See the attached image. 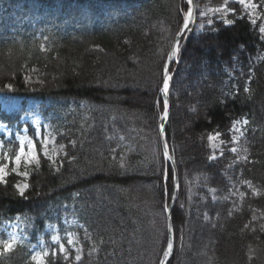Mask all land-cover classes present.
<instances>
[{"label":"trees","instance_id":"obj_1","mask_svg":"<svg viewBox=\"0 0 264 264\" xmlns=\"http://www.w3.org/2000/svg\"><path fill=\"white\" fill-rule=\"evenodd\" d=\"M256 3L255 25L232 1L231 23L195 26L182 45L167 129L180 177L168 264H264V228L253 219L264 215V0ZM186 10L181 0H0V93L34 100L64 150L56 164L32 167L23 197L16 175L0 183V240L15 223L21 235L11 252L0 247V264H34L50 227L72 232L80 250L67 246V260L51 251V264H160L173 179L159 178L157 100ZM238 119L245 158H214L208 137ZM230 177L253 189L243 185L239 200Z\"/></svg>","mask_w":264,"mask_h":264},{"label":"rangeland","instance_id":"obj_2","mask_svg":"<svg viewBox=\"0 0 264 264\" xmlns=\"http://www.w3.org/2000/svg\"><path fill=\"white\" fill-rule=\"evenodd\" d=\"M232 1L238 2V0H221L218 3H215L212 0H197L198 10H199L198 17L201 19L196 24L197 27L199 29H203L205 25H210L209 21H211L212 24L216 17L218 19H224L228 23H230L231 19L229 15L231 13L236 12L235 9L229 7V2ZM251 2L255 3L256 0H251ZM255 4L257 5V3ZM217 9H220V11H217ZM245 10L249 15L250 13H252V15H250L252 19H256V21L260 19L261 12L258 5L254 10V12L251 8ZM26 78L28 82L36 83L39 81V75L35 71L26 74ZM0 109L13 118V119H9V121L0 120V164L3 163L9 164L8 175L10 173L16 175L19 179L17 184H22V183L28 184L29 173L31 172L32 167L37 165L35 162H33L31 165L22 162L19 171L20 172L27 171L28 173L27 177H24L22 175H17L16 173H13L11 171V169L15 167L14 157L19 149V144L21 139L25 140L26 150H27L28 140H32L36 144V150L40 156V159L45 158L43 154L44 149L42 145L44 141H47L48 155L52 157L50 161L54 164H56L59 161V159L63 156L64 153L63 147L61 148L60 145H57L55 137L53 136L52 132L46 125V122L44 121L40 112L38 111L36 104H34L33 102L28 101L26 103L18 96H13V95L6 96L0 93ZM158 110L160 111V116H161L163 108L159 103H158ZM37 132H39V136L36 135ZM210 136L214 137L212 141H209L211 148L215 151H218V154H216L214 157H218L222 155L225 152V149L229 147L230 151H232L233 148L236 149L235 152L233 151L232 152L233 154L235 153L239 154L238 157L239 159L245 158L244 154L242 153L243 147L240 141L242 137V132L239 123L233 124L232 134L230 135L213 134ZM230 180H231L230 181L231 184L233 185V189H235L233 196L241 200L245 196L242 186L245 185L247 182L240 184L237 182L236 179H232V177H230ZM247 187L253 189L252 186H249V183H247ZM253 219L255 221H259L260 227L264 228V221H262V219H264L263 214L256 213ZM71 221L72 220L65 221L67 227L69 228L72 225ZM48 231H49V235L45 236L44 240H41L40 243L35 247V253L46 250L50 254L51 251H56V252L59 251V245L55 244L52 240L53 236L58 237L59 242L61 244H64L65 248L67 246H71L73 247L74 250H76L75 239L72 232L68 231L66 233L61 234L57 227H50ZM9 234H13L15 237L19 239L21 236L19 225L15 224L14 227L9 228L8 238H9ZM69 238L73 240V243L71 245L67 243Z\"/></svg>","mask_w":264,"mask_h":264},{"label":"snow or ice","instance_id":"obj_3","mask_svg":"<svg viewBox=\"0 0 264 264\" xmlns=\"http://www.w3.org/2000/svg\"><path fill=\"white\" fill-rule=\"evenodd\" d=\"M238 3L240 5H243L245 9L251 8L254 12V10L256 9L257 5L255 3H252L251 0H238ZM188 4L191 5L192 4V0H188ZM226 10V9H225ZM217 11H220V9H217ZM250 15H252V13H250ZM193 20V10L191 7H188L186 15L183 18V29L186 31L189 29L190 24L192 23ZM251 23L253 25L256 24V19H252ZM209 24H211V21H209ZM259 32L262 34V36H264V25H261L259 27ZM185 33L178 31L177 35L180 36L181 38L183 37ZM181 55V40L180 39H176L172 45V50L168 55V61L169 62H179V57ZM173 77L170 74V63H165L163 68H162V74H161V84L162 87L159 89V91L161 92L162 96H163V116L161 117L162 120H167L168 119V110H169V103H168V96H169V92H170V81H172ZM10 87V86H9ZM238 123V122H237ZM246 123V121H245ZM165 129L163 127V125H161L160 127V134L164 135ZM37 136H39V132L36 133ZM209 141H212L214 139L213 136H209L208 137ZM43 149H44V156L45 158L51 160L52 157L50 155H48V142L44 141L43 145H42ZM63 147V145H61V148ZM164 151L162 153L163 156V160L164 161H170L172 160V157L169 155L168 152V144L165 143L163 145ZM233 152L236 151L235 148L232 149ZM40 161V156L37 153L36 150V144L32 141V140H28L27 141V150H26V146H25V140L21 139L20 144H19V149L15 154L14 157V165L15 167H13L11 169V171L13 173H16L17 175H22L24 177H27L28 173L27 171L24 172H20L19 168L22 164V162L31 165L33 162H35L37 165L39 164ZM174 163V161H173ZM8 168H9V164L8 163H3L0 164V183H5L6 182V177L8 175ZM159 178L162 182V185H166L168 182L172 181V176H171V165H169L168 167H165L164 164H161V170H160V175ZM29 185L27 183H22V184H17L16 188L19 192L20 196H24L26 190L28 189ZM173 187H175V184L173 183ZM169 199H171V197H169ZM167 205L164 206L165 210H167ZM173 229L170 227L168 229V232H172ZM17 237H15L13 234H9V238L5 239V240H0V247H2L3 252L4 253H8L11 252L14 248V246L16 245L17 242ZM52 240L55 244L59 245V251H53L51 253L52 256H57L60 254H63L64 259L67 260L68 259V251L65 248L64 244H61L59 242V238L56 236L52 237ZM67 243L69 245H71L73 243V240L71 238L68 239ZM165 244H166V250L164 251V256L167 257L169 256L172 252H173V241L171 239H165ZM79 249H76V252L79 253ZM2 254V253H0ZM49 252L48 251H42V252H36L34 255H32L31 259L32 261H34V264H51V262L49 260H46V258L49 256ZM76 261L79 262L81 260V257L79 254L76 255L75 257Z\"/></svg>","mask_w":264,"mask_h":264},{"label":"water","instance_id":"obj_4","mask_svg":"<svg viewBox=\"0 0 264 264\" xmlns=\"http://www.w3.org/2000/svg\"><path fill=\"white\" fill-rule=\"evenodd\" d=\"M190 7L192 8L193 10V20H192V23L190 24V27L188 30H184L183 29V26L181 28V32H184L185 34L183 35V37L181 38L180 36H176L175 40L176 39H180L181 42L183 41V39H185L187 37V35L189 34V32L192 30V27L196 21V17H197V4H196V0H192V4L190 5ZM174 40V41H175ZM184 42V41H183ZM181 46H182V43H181ZM171 50H172V47H171ZM170 50V52H171ZM169 52V53H170ZM169 55V54H168ZM167 63H170V74L173 76V72H171V67L174 63H178V62H169L168 59H167ZM171 85H172V81H170V89H171ZM160 95L162 96L161 92H160ZM163 98V96H162ZM168 103H169V110H168V119L165 120V123H164V129H165V132H164V135H161L162 137V141H163V145L166 143V138H165V135H166V128L169 126L170 124V117H171V106H170V92H169V96H168ZM162 119H160V122H161ZM161 127V126H160ZM172 146H168V152H169V155L172 157V160H170V164H171V167L173 169V172H174V184H175V187H173V190H172V195H171V199H170V202L168 203V207H167V220H168V229L171 227L173 229L172 232H168V239H171L173 241V245L175 247V232H174V226H173V222H172V210H173V207H174V204H175V201H176V197H177V191H178V188L180 186V182H179V172H178V168H177V165H176V160H175V156H174V152H171L170 151V148ZM163 151H164V148H163ZM174 161V163H173ZM174 247H173V251H174ZM173 252L165 257L163 255V258L161 260V264H168L171 256H172Z\"/></svg>","mask_w":264,"mask_h":264},{"label":"bare ground","instance_id":"obj_5","mask_svg":"<svg viewBox=\"0 0 264 264\" xmlns=\"http://www.w3.org/2000/svg\"><path fill=\"white\" fill-rule=\"evenodd\" d=\"M185 1H188V0H185ZM164 123H165V120H161V125H164Z\"/></svg>","mask_w":264,"mask_h":264}]
</instances>
